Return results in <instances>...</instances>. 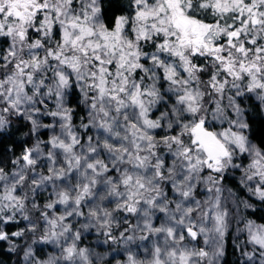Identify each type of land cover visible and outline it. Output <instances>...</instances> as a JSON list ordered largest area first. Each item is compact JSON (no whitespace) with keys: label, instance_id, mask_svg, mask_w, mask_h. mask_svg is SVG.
Instances as JSON below:
<instances>
[{"label":"snow or ice","instance_id":"obj_1","mask_svg":"<svg viewBox=\"0 0 264 264\" xmlns=\"http://www.w3.org/2000/svg\"><path fill=\"white\" fill-rule=\"evenodd\" d=\"M0 264H264V0H0Z\"/></svg>","mask_w":264,"mask_h":264}]
</instances>
